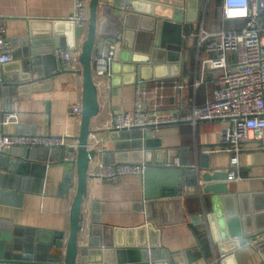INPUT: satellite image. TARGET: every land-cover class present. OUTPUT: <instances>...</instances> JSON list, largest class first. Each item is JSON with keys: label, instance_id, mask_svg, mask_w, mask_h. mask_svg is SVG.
I'll return each instance as SVG.
<instances>
[{"label": "crops", "instance_id": "crops-1", "mask_svg": "<svg viewBox=\"0 0 264 264\" xmlns=\"http://www.w3.org/2000/svg\"><path fill=\"white\" fill-rule=\"evenodd\" d=\"M105 1L111 10L114 7L118 9L121 3V0ZM130 1L127 0V4ZM221 5L222 0H204L196 21L183 25L182 46L176 48L173 60L168 61L177 65L176 70L171 73L166 71L170 74L166 78L139 85L145 114L154 111L160 117L185 118L193 107L203 106L214 99V93L218 89L215 73L206 71L200 77V61L209 54L198 52L199 35L202 30L218 33L223 27L227 31L241 25L240 21H224L222 27ZM72 10V0H0V14L6 18L5 39L14 50L12 60L5 68L3 82L25 61L36 59L41 63L39 61L45 58L46 55L43 54L49 51L50 46L46 43L47 40H31V36L39 38L44 35L48 22L68 21L73 14ZM226 26L230 29H226ZM83 40L79 35L74 43L75 49H58L75 51L79 57ZM32 43L33 46H30ZM30 50H36L39 54L32 57ZM118 52L119 50L115 61ZM56 66L57 72L50 81L46 80L39 83L40 86L22 92L19 99L9 101L0 86V116L4 111L14 112L18 119L15 125L0 126L1 133L66 137L70 144H76L80 120L68 115L67 108L70 104H82L81 70H62L57 61ZM136 80L134 83L123 82L119 78L100 81L102 85L97 90L99 113L91 121L88 143L89 149L99 153L93 161L101 164V154L114 153L119 135L112 131L111 114L133 110ZM195 81L199 82L197 87H193ZM227 125L226 121H204L193 126L187 121L164 125L156 130L147 127L142 133L143 138L158 141L160 150L168 152L169 156H175L174 159L183 164L195 165V159L197 161L199 155L206 153L209 155L208 167L218 171L229 168L228 155L207 151L218 147L219 135ZM126 132L127 140L124 143L138 140L132 139L133 133ZM261 146L262 143L252 135L241 143V181L228 183L233 192L248 196L247 199L256 211L264 208V149ZM22 150L13 147L6 152L7 156L0 159V233L9 230L15 245L20 248L17 253L26 255V250L29 249L28 237L33 233L68 232L70 204L76 187L74 166L63 161L62 149L47 151L33 148L32 152L29 151L32 158L30 155L22 157ZM123 152L129 157L118 154L115 158L127 160L130 164L138 163L136 150L127 147ZM67 172H71V177ZM66 179L67 190H63L61 186ZM201 184V187L198 184V188L204 187L205 184ZM86 187L87 193L82 204L83 209L87 208L84 234L92 219L101 225L116 228H133L143 224V176L88 179ZM210 212L211 201L208 196L183 197L182 222L173 223L172 212L168 218L159 220L164 225L158 228L156 238L160 248L170 255L169 264H218L221 257L215 248L210 250L204 226L190 219L193 216L205 217ZM259 219L263 222L264 216ZM84 237L83 235L82 238ZM233 253L231 262L234 264L258 263V256L249 246H243ZM216 259L217 262L214 263ZM166 263L161 260L156 262Z\"/></svg>", "mask_w": 264, "mask_h": 264}, {"label": "water", "instance_id": "water-1", "mask_svg": "<svg viewBox=\"0 0 264 264\" xmlns=\"http://www.w3.org/2000/svg\"><path fill=\"white\" fill-rule=\"evenodd\" d=\"M98 1L91 0L89 3L88 32L80 47L82 104L76 145L69 149L76 153V188L70 204L68 232L33 233L28 237L26 255L17 253L20 248L15 245L9 230L0 233V264H156L159 260L169 264L171 257L160 248L156 238L158 228L164 225L159 220L168 218L172 212L173 223L182 222V198L198 195L201 198L209 197L211 212L205 217L193 216L190 219L204 226L210 250L215 248L220 257L223 256L219 258L218 264H234L231 262L233 252L246 246L253 237L264 233V221L259 219L264 216V208L256 211L248 196L233 192L225 181L229 168L211 170L206 153L199 155L197 161L195 159V165L179 162L178 166H174L175 156L160 150L158 141L143 138L145 128L131 129L130 132L134 134L132 139L138 140L129 144L124 143L127 132L119 131L114 153L101 154L102 164L128 163L115 156L121 154L125 158L129 157L123 149L131 147L137 151L135 155L138 162L145 163V190L141 201L143 224L133 228H116L101 225L92 219L86 228L85 237L79 239L88 167L90 161L99 156V153L88 148L90 124L99 113L97 90L91 76L97 33L111 40L120 38L118 56L111 64L112 79L119 78L128 83H134L136 79L141 82L163 79L176 70L177 65L168 61L173 60L176 48L182 46L183 25L196 21L204 0H131L126 13L115 7L112 10L103 7L98 13ZM80 32L70 21L48 22L44 35L39 38L31 36V40H47L49 51L43 54L46 56L39 61L41 63L36 59L25 61L21 68L5 79L0 85L4 96L9 101L19 99L22 92L40 86L39 83L46 80L50 81L57 72L53 52L58 47L75 49L74 43ZM38 54L36 50H30L32 57ZM46 63L49 64L45 67ZM8 64L3 66L4 71ZM21 149L22 157L30 155L32 158L33 148ZM201 172L203 174L200 175ZM67 175L71 177V172H67ZM199 181L205 184L203 188H198ZM67 184L66 179L61 188L67 190ZM250 248L258 256L257 264H264V238Z\"/></svg>", "mask_w": 264, "mask_h": 264}, {"label": "built area", "instance_id": "built-area-1", "mask_svg": "<svg viewBox=\"0 0 264 264\" xmlns=\"http://www.w3.org/2000/svg\"><path fill=\"white\" fill-rule=\"evenodd\" d=\"M72 16L68 21L81 30L80 36L85 39L89 23V3L91 0H72ZM103 7H108L105 0H99L98 13ZM111 8V7H109ZM126 13L129 10L127 0H121L118 8ZM222 27L224 21H240V27L218 33L201 31L198 38V52L204 51L208 57L200 61V77L206 71L215 73L218 89L214 99L203 106L193 107L185 118L160 117L154 111L145 114L142 108V91L136 80L134 93V108L131 112L112 113V129L114 134L119 131H130L137 128L158 129L161 126L179 122H189L193 126L204 121H226L227 127L219 135L218 147L208 150V153H225L228 155L229 171L227 183L241 181L239 177V155L242 151L241 143L252 135L258 139L264 149V0H222ZM6 18L0 14V85L3 83L4 65L12 60L14 50L5 39ZM120 38L108 40L98 35L94 43L92 56V81L96 90L102 85L100 81L113 78L111 64L115 61L116 52L119 50ZM53 55L60 69L64 68L77 71L82 70L79 57L75 51L57 49ZM230 55V57H228ZM201 82V80H200ZM199 82H194L197 87ZM181 87H179L180 89ZM67 113L80 120L81 105L70 104ZM18 123L14 112H2L0 126L5 127ZM119 135V134H118ZM76 144H70L65 137L38 136L32 134L5 135L0 132V158L13 147L40 148L45 150L59 148L63 150V161L71 163L76 161V153L70 151ZM178 159L173 160V165L178 166ZM144 162L136 164L118 163L100 164L90 161L88 179H118L120 176H143L146 171ZM201 187V182H198ZM83 207V206H82ZM82 229L78 237L84 235L87 219V208L81 209ZM88 226V225H87ZM86 226V227H87ZM81 236V237H80ZM264 238V233L253 237L246 246L252 247L259 239ZM223 258V256H221ZM217 259L214 260V263Z\"/></svg>", "mask_w": 264, "mask_h": 264}, {"label": "rangeland", "instance_id": "rangeland-1", "mask_svg": "<svg viewBox=\"0 0 264 264\" xmlns=\"http://www.w3.org/2000/svg\"><path fill=\"white\" fill-rule=\"evenodd\" d=\"M226 29H230V27L226 26Z\"/></svg>", "mask_w": 264, "mask_h": 264}]
</instances>
